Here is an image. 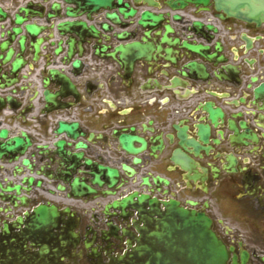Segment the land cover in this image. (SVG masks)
<instances>
[{
  "label": "flooded vegetation",
  "instance_id": "1",
  "mask_svg": "<svg viewBox=\"0 0 264 264\" xmlns=\"http://www.w3.org/2000/svg\"><path fill=\"white\" fill-rule=\"evenodd\" d=\"M176 1L154 0L157 14L162 15L161 29L150 34L148 43L159 62H136L127 73L116 62L96 57L86 36L57 32L54 51L60 48L62 56L71 49L82 55L81 76L72 79L73 88L62 95L68 97L52 91L49 107L45 97L39 99L34 126L40 134L39 145L51 146L60 140L56 130L62 121L57 116L63 109L70 123L79 124L89 167L101 175L107 169L116 170L117 184L113 189L93 187L97 193L92 196L110 193L106 198L69 201L70 212L60 218L58 229L34 230L24 219L23 223H0V264H142L150 256L141 249L153 246L149 234L171 201L210 218L228 248L229 264H264V99H255L258 94L253 97L254 88L264 91V20L259 26L224 20L215 0L206 6L177 3L174 11L165 8L164 3ZM1 2L14 10L28 7L31 14L44 17L37 24L51 28L44 21L55 1L43 5L46 12L35 5L37 0ZM65 7L62 3L61 14ZM6 13L9 16L10 11ZM77 20L87 22L85 16ZM193 28L199 36L214 35L221 41V50L205 51L207 58H230L232 65L216 68L203 61L194 80L177 76L170 83L168 61L179 63L182 55L177 47L167 55L170 47L165 44L191 45L197 39ZM245 38L252 45L246 54ZM39 40H25L26 53L28 49L35 53ZM56 68L61 70L60 62ZM46 108L54 110L55 141L50 145L48 122L42 117ZM128 147L135 150L130 152L134 156L128 155ZM51 159L52 175L64 178L69 173L80 182H90L82 174L84 169L67 172L57 167V158ZM37 165L43 163L37 161ZM7 171L0 167L1 183ZM13 173L20 174L15 169ZM125 200V208L113 207ZM63 227L66 239L61 238Z\"/></svg>",
  "mask_w": 264,
  "mask_h": 264
},
{
  "label": "water",
  "instance_id": "2",
  "mask_svg": "<svg viewBox=\"0 0 264 264\" xmlns=\"http://www.w3.org/2000/svg\"><path fill=\"white\" fill-rule=\"evenodd\" d=\"M37 1L38 3L35 5L41 10L44 9V12L47 9L43 5L55 1L49 8L48 16L44 21L45 24L51 23V28L37 24V20L44 17L31 14L28 7L18 9L11 18L0 7V109H19L23 102L14 98L15 95L26 98L29 103L37 98L39 95L37 88H32V83L23 84V81L30 78L36 69L35 65L42 58L45 68L57 66L58 62L61 67H71V70L68 71L69 75L64 68L61 70L50 68L40 72L45 102L47 105L52 103L54 98L52 91L54 90L58 96L68 97L62 95L68 89L73 88L72 79H78L81 76L82 62L80 58L82 55H77L71 49L62 56H60L62 52L60 48L54 51L57 32L61 34L66 31L68 34L86 36L90 49L96 57L116 61L125 73L136 62H142L145 65L159 62V59L152 56L153 47L148 43L150 34L161 29L158 24L162 15L155 12L157 4L154 0ZM208 2L209 0H177L174 3L166 2L164 5L167 10L174 11L177 3L184 7L189 4L206 6ZM215 2L216 9L224 20L233 18L256 23L258 26L264 20V0H215ZM62 3L66 6L62 10L63 14H61ZM79 12L82 14L79 15ZM81 16H85L87 22H79L77 19H80ZM63 18L74 19V21L59 25L52 22L54 19ZM8 20L11 21L9 26L4 24ZM197 25L200 26L199 23ZM52 28L54 33H50ZM168 30L171 29L168 28ZM192 33L197 39L191 45L165 44L170 47L166 51L167 55H172V49L176 47L182 55L179 63H174L173 60L168 61L170 63L168 67L170 83L174 82L177 76L194 80V75L198 74L203 61H209L216 68H227L232 65L230 58L212 60L205 55V51L209 48L222 49L221 41L215 40L214 35L211 37L199 36L194 28ZM36 37H40L35 46L36 52L33 53L31 49H28L26 53L25 40L31 43ZM108 37L111 39L109 40ZM244 41L247 43L246 54L252 45L250 38H245ZM41 45H43L42 50L47 53L44 56L41 54ZM194 58L197 59L194 60ZM177 88L184 89L182 86ZM257 94L258 97H255ZM253 97L264 99V91L258 87L254 88ZM1 125L0 123V162L13 163L27 153L32 147L33 141L25 132L19 136L11 137L9 131L6 128H1ZM78 128L79 124L77 123L60 122L56 130L57 137L66 135L67 139L62 138L51 147L36 146L30 154L31 158L38 159L40 164L43 163L42 166L37 168L29 158H25L22 164L29 170L30 176H25L21 184H14L7 180L0 182V223L4 224L7 221L11 224L23 223L24 219L32 229L39 230L49 227L57 219L70 212L69 207L61 210L52 202L38 203L37 199L29 198L34 189H40L41 192L53 198L85 203L108 197L110 193L92 196L97 193L93 187L99 190L115 188L118 172L107 169V173L101 175L89 167L91 162L85 160L84 152V148L87 146L81 141ZM67 141H69V146L66 148ZM126 149L129 151V156H134L130 153L135 151L132 147ZM53 156L58 160L57 167L64 168L67 172L84 169L86 173L82 174H87L90 177L89 184L80 182L78 178L69 173H65L66 177L64 178L52 175L49 163ZM124 168L128 170L127 167ZM15 170H18L21 175L25 174L24 168L17 166ZM55 170L56 172H54L57 173L59 169ZM34 174L46 178L48 188H43L45 182L41 179L36 180ZM13 175L16 174L13 173ZM60 193H65V196ZM165 206L167 213L160 222L159 229L151 234L154 243L162 246L163 251H155L151 260L144 264H229V251L212 230V222L207 215L179 207L174 201L166 203ZM113 207L125 208L126 200L121 205L115 202ZM17 211H24L23 218H16ZM67 237V235L62 236L65 239ZM144 253H148V248L144 249Z\"/></svg>",
  "mask_w": 264,
  "mask_h": 264
}]
</instances>
